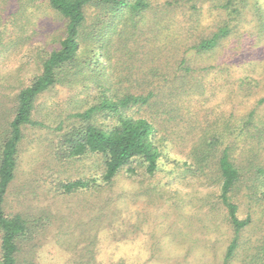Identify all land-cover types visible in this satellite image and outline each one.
<instances>
[{
    "label": "trees",
    "instance_id": "1",
    "mask_svg": "<svg viewBox=\"0 0 264 264\" xmlns=\"http://www.w3.org/2000/svg\"><path fill=\"white\" fill-rule=\"evenodd\" d=\"M39 1L21 0L5 14L0 6V53L10 56L28 46L17 70L31 68L0 132V264H18L21 243L40 228L38 218L6 211L27 126L57 132L58 160L95 161L89 174L58 183L64 193L99 195L123 170L132 179L138 169L152 178L164 161L173 164L172 182L155 187L151 197H167L172 208L182 209L200 201L210 224L220 208L231 234L220 264H235L239 256V264H264V235L254 245L243 234L254 224L252 207L264 203V95L250 108H236L264 91V54H248L252 45L264 49V0H43L63 29L32 48L26 32L36 25ZM215 12L213 23L207 22ZM58 85L80 88L86 97L50 127L34 113L39 98ZM208 90L224 91L221 104L229 106L208 108ZM182 133L194 140L178 158L169 146ZM178 179L213 192L184 199L171 185ZM117 200L78 204L89 217L74 220V264H99V226L118 225Z\"/></svg>",
    "mask_w": 264,
    "mask_h": 264
},
{
    "label": "rangeland",
    "instance_id": "2",
    "mask_svg": "<svg viewBox=\"0 0 264 264\" xmlns=\"http://www.w3.org/2000/svg\"><path fill=\"white\" fill-rule=\"evenodd\" d=\"M20 1H0V6L5 14L8 9L14 10ZM45 9L43 0L33 8L36 14V25L33 28L36 33L32 36L33 28L26 32V35L30 36L28 40L32 48L43 41L51 42L63 29V21ZM216 14L217 12L208 13L207 22L212 24ZM27 47L10 56L0 53V132L7 126L15 107V94L24 85L21 79L27 80L28 71H31L28 66H25L27 71L19 73L20 70H17L23 65ZM250 53L264 54V49L252 45L248 54ZM246 56V53H243L238 58V63ZM205 95L209 96L206 106L218 111L224 91L212 95L208 90ZM263 95L264 91H260L249 103L236 108L239 111L242 108H250ZM85 97V92H81L80 88L58 85L39 98L34 118L44 121L50 127L56 126L68 113L78 109ZM228 106L224 104L221 108ZM260 110L264 114V105L260 106ZM24 133L19 152V169L7 195L6 211L9 214L20 212L30 218H38L40 228L33 239L21 243L18 264H74V220L78 219L80 214L86 219L89 217L87 210L79 208L78 204H87L90 201L100 204L108 196L118 198L113 206H121L120 219L118 225L113 228L107 226V223L99 226V242L96 243V262L99 264L222 262L231 234L220 208L214 209L218 219L210 224L203 220L204 206L201 207L200 201L192 208H172V201L167 197L161 198L154 193V197H151L149 194L155 187L157 190L172 182L173 164L164 161L163 166L161 165L152 178L145 177L142 169H138L137 177L132 179L123 170L111 189L99 195L92 192L82 195H74V192L64 193L58 183L89 174L94 170L95 161L58 160L55 155L58 136L52 128L27 126ZM182 135L183 137L175 139L169 146V150L178 158L189 152L194 140V135ZM171 185L180 188L184 199L204 197L208 190L213 192L212 188L197 189L193 179H178ZM237 200H241L240 195ZM242 204L244 205H241L240 213L245 216L247 207L245 202ZM253 207L254 224L243 234L245 238L249 237L254 245H261V242L255 240L262 239L261 235H264V203ZM109 209H112L111 205L106 207V215L110 212ZM215 223H220L221 228H218L220 224L215 226ZM241 261L242 257L239 256L235 264Z\"/></svg>",
    "mask_w": 264,
    "mask_h": 264
}]
</instances>
